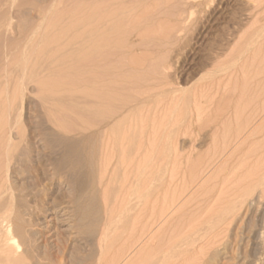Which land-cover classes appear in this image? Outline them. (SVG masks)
<instances>
[{
	"label": "rangeland",
	"instance_id": "obj_1",
	"mask_svg": "<svg viewBox=\"0 0 264 264\" xmlns=\"http://www.w3.org/2000/svg\"><path fill=\"white\" fill-rule=\"evenodd\" d=\"M114 1L117 2L116 0H107L108 4H106V0H102V2L101 0H0V14H3L1 15L3 17H0V247H2L4 238L9 235L6 230L7 227L10 226L12 229L11 234L20 245V252L25 256V264H137L135 261L139 259L138 257H141L139 260L143 259L142 257H146L145 260L143 259L144 261L147 260L146 263H143V260H141V262L143 261L142 263L138 261L140 264H264V110L262 109L264 108L262 106L264 102L261 100L264 99V93L262 92L264 90V62H262L264 61L262 60V57L264 59V29L261 30L264 28V26H262L264 25V2L259 4L260 1L264 0H250V2L248 0H215L208 12L209 15L207 16V21L204 23L203 27L199 29V31H195L200 25L197 23V18L200 16L199 12L204 10L203 5H205L206 0H200V6L198 4L192 10L194 13L192 15L195 18L192 15H189V12L191 11L190 5L186 4V2L183 0H179L180 3L177 0H150L152 3L148 0H145L146 2L143 0H125L126 3L125 1L121 0L124 3L121 4H123V6L125 5L126 9L131 7L130 5L134 4V2L136 3L135 8L131 7V9H127L128 11H131L130 16L132 17V26H129L133 27V32L130 31L131 28H129V26L128 30L125 25L124 26L126 28H124L125 30L123 29V32H129H124L125 36H123L122 39L125 38L126 40L128 37L129 40L127 39L125 41L121 39V43L116 41V46L113 45L115 43L112 44L115 47L113 48L111 43H109L110 40L105 42L103 39L102 41H104V44L108 43L107 45L109 48H106L103 45V42L101 43V39H99L100 42L97 44L94 35H91L92 38H90L89 41L94 39V41H92H96V45L98 46H96L93 42H89L88 45V41L83 39L84 32H82L83 27L81 25V18H84L85 10L88 13L90 11L91 13H94L96 6L93 5V3L96 5L99 4L97 6L105 4L106 6L108 5L110 7H116L113 6ZM119 1L120 0H118V2ZM169 1L173 3H170ZM254 1H256V3ZM89 4L92 5L90 6ZM121 4L119 6H122ZM126 4H128L129 7ZM179 4L180 6H176ZM85 5L88 6L86 7ZM143 5L145 7H143ZM123 6L121 8H125ZM148 7H151L152 10ZM144 8L145 12L143 11ZM161 8L164 10L162 11ZM61 9L66 11V13H63ZM158 9H161V11H158L159 14L157 12ZM53 11H56L57 13H54ZM181 11H183L184 14ZM4 12H6V15ZM185 12H187V14H185ZM82 13L84 15H81ZM91 13H89V15L93 16L94 14ZM144 13L146 15H144ZM167 14L168 17L166 16ZM125 15L126 13L124 12L122 17ZM4 16L7 17H5L3 20ZM74 16L80 17L77 19V17ZM156 16L159 18V20H157ZM251 16L254 18L256 17L258 21H255L256 19L254 20V18L252 19ZM8 17L10 19H8ZM147 17L150 18L148 19ZM165 17L168 19L166 20ZM45 18H48L46 19L48 21H46ZM55 19L58 20L55 21ZM179 19H181V21ZM135 20L137 22L139 21L140 23H135ZM50 21H54V23H51ZM66 21L68 22L66 23ZM166 21H168V24ZM91 22L94 23L93 21ZM182 22H185L186 25L184 26V24H181ZM234 22L236 23V26ZM258 22L262 24H258ZM254 24H257V26ZM37 25H40L39 27H42V29ZM155 25H158L157 27H159V29L155 28ZM181 25L182 27H180ZM258 25H260V27ZM179 27L183 29L179 33L180 35L177 34L179 37L174 35L176 33H172L175 38L171 37V35L168 38H166V36L164 37V35L170 33L171 31L176 32L175 30L179 29ZM192 27H196V29H193ZM138 28H142L143 32L139 29L141 31L140 32ZM248 28L250 29L249 31ZM191 29H193L195 32ZM252 29L254 30L253 34L256 33L255 35L252 34V38L256 36V39L259 40L258 43L256 40H254L255 37L254 39L251 38L250 41L249 32L252 33ZM256 29L258 32H262L260 34L263 37H260L263 39H259V33L255 32ZM158 30H162V32H159ZM235 30L237 33H235ZM184 31L186 32L184 33ZM30 32H33V34ZM154 32L157 34L156 36H153V34L155 35ZM158 32L160 33V38L158 37ZM190 32L192 33L189 34ZM138 34L140 36H138ZM144 34H147L148 36ZM183 34L185 36H183ZM231 36H233V39H231ZM162 37L165 40L162 39ZM182 37H186L188 39H184ZM108 39H110L109 36ZM167 39L168 41H166ZM134 40H136V44H133ZM173 40L178 43L181 42V44H178ZM156 41L158 43H156ZM253 41H255L257 44L253 43ZM117 42L118 45L122 44L119 49H117V47H119ZM248 42L253 44H251L252 47L250 46L251 49L248 48V51L246 50L244 55L241 56L244 58H236V61L233 60V56L236 57L238 54H236V52H239V49H237L236 46L239 45L241 49L242 46H247ZM99 43L104 46L102 51L98 49L99 52L101 51L100 55H103L100 57L98 56V52L96 50L99 48V46L100 49L102 48ZM188 43L190 45H187ZM167 44H170V47L168 46L167 48L166 46L165 49H167L165 50L164 46ZM222 44L225 46L223 47ZM110 46H112L113 53L116 52L114 50H117V55L114 53L113 57L110 56L109 52H107L111 51L109 50L111 49ZM123 46L125 49H122ZM174 46L179 47L181 50L184 46L185 48L184 50L180 51L179 48H174ZM104 49H107L104 51L105 53L103 52ZM236 49L238 51H235ZM255 49H257L256 52ZM260 50L262 53H260ZM233 51H235V53ZM145 52H148V55ZM254 52L256 58L253 56ZM119 53H123V55H119ZM85 55H88V57ZM158 55L160 57H158ZM104 56L108 57L106 58ZM150 56H153L152 58L154 59H150ZM257 56L260 58V61L258 60ZM156 57L159 59L162 58V60L157 59L159 60V63L165 61L166 59L167 62L169 61L171 63H173L174 60L176 66L179 63L182 64L184 62V67H178V69L175 71L176 74H172L174 75L171 76L172 83H170V87H166L170 92L163 94V97H161V103L162 101L164 102L162 107H160V103H157L150 104V109H148L147 104H145L141 105V107L138 105L139 107L136 106V108L132 110V112H134L132 113L133 116L136 114L134 116L135 120H139L140 117L138 118V115L139 112L141 113L142 111V114H140L141 119L139 121L142 122L145 118H147L144 121L145 123L147 122L146 124L143 122V124H139V122L136 120L138 123H132V125H137V128H139L140 125L143 127V129H145L144 126H149L150 128H146L149 129V131H147H153L154 133L150 134L146 132V129L144 130L146 134L144 133L143 140H149V143L151 142V144L148 142L147 144L144 141L145 143L143 144L142 148L149 152L150 157L148 156L147 158V156L143 155L141 157L138 155L139 158L137 159V156H132L134 157V160L131 161L130 159L133 158L128 157L126 154H123L125 155L124 157L119 152V154H112L114 157L112 155H108V159L106 158L108 156L104 158L102 156L100 139L101 129L97 128V120L94 119L96 117L95 114H93L94 103L92 96H94V91L96 92V90H102L105 94H108L110 89L112 91L110 93L113 94L114 89L116 88V90H121L119 92L120 94L122 92V95H119L118 98H122L123 96L125 99L128 96L127 99L130 98L134 100L132 94L130 95L131 92L128 90V88H131L130 86H132L133 81L137 82L139 79V82H142L141 80H143L146 75L157 71L159 67H156L159 65L154 64ZM164 57L167 58L165 59ZM252 57L254 58V61ZM135 58L139 59V62L142 60V58H145L146 60L148 59L149 63H147L148 61L145 60L146 65H152L151 67L154 65L157 66L153 67V69L150 68V66L149 69L146 67L147 70H144V68L142 70L138 69L139 71L136 73L134 70L128 67L130 65L127 64L130 63V60L131 62H135ZM176 59L178 60L177 62H179L178 64L175 61ZM150 60L153 61V63H150ZM237 60L239 62L240 60H246V63L240 62V65ZM247 60H251V62H248ZM117 61H119V63ZM233 61L235 63L234 66L236 65L237 67L233 66ZM93 62L94 64H92ZM106 62L108 65H105ZM215 62H219L217 65H220L221 62H224L228 64V66H226V70L224 69L225 71L223 69V71L219 70V73L215 69V71L212 69V65H214ZM89 64L92 67H90ZM109 64L110 66L113 65L111 67L115 68V70L110 68ZM100 65L102 66L100 67ZM256 67L259 68L262 73H260V70ZM128 68H130L131 71L128 70ZM154 68L156 70H154ZM239 68L241 69L242 74L238 73L240 71H236ZM150 69L154 71H150ZM244 70H247L246 74L243 73L245 72ZM147 71L148 73H146ZM114 72L116 73L114 74ZM216 72L218 74H216ZM253 73L255 74L254 76L256 79L252 77ZM98 74L100 75L98 76ZM109 75L111 76V80L108 79L110 78ZM112 75H116V78H113L114 76ZM221 76L223 78H221ZM241 76L245 78V80L250 84L245 80H242L243 78L241 79L242 82L241 80H238ZM228 78L230 79V82H228ZM235 78L237 79L235 80ZM113 79L116 80V84L114 83L115 80ZM173 79L176 81L173 82ZM95 80L99 82L98 86L100 88L96 87L97 84ZM217 80L219 86L217 85ZM87 81L88 84H86ZM101 81L103 84L106 82L108 84L106 83L103 85L100 83ZM257 81L262 85L255 83ZM232 82L236 85V87ZM113 83L114 85H118V88H114ZM206 83H209V85L207 86ZM247 83L248 86H250L252 83L254 87L251 86V88H249ZM100 84H102L101 86L104 87L102 88ZM212 84L213 86H211ZM238 84H240V86ZM87 86H89V90H87ZM108 86H110V88ZM214 86L217 92L215 91ZM207 87H210L208 88L210 89L209 91ZM174 88L180 91H174ZM182 89H184L183 91H186L184 94ZM250 89L252 92H250ZM254 89H257L258 91L256 90L255 92ZM235 90L236 92L233 93ZM244 90L247 94L244 92ZM89 91L91 95H89ZM126 91L129 93L125 94ZM173 91L175 92L174 95L171 93ZM229 91H231L233 94H231ZM237 91L241 92V94H238ZM192 92L194 95L197 94V100L194 103H197L196 109L200 110L201 112L197 110L194 111L193 108H191L192 106L190 107V105H192V101H195V96L192 98ZM115 93L117 95L113 94V96H118V91ZM228 93L230 94L229 96ZM251 93H253L252 95L254 97L251 95ZM180 94L184 95L182 96V99L183 97H188V94H191L189 96V98L192 99L190 101L191 104L190 102L188 103L190 100L189 98L188 101L187 98H184L185 100L183 101L179 97L181 96ZM86 95L91 96L90 98L92 99H88L89 97L86 98ZM172 95L174 97H172ZM231 95L235 98H233ZM133 96H135V94ZM225 96L227 98H225ZM174 98H176V101H180V103H182L180 106V103L178 102V107H182L180 110L178 107H176L178 108L176 110L173 107L175 106L173 103H177L175 102ZM177 98L181 99L183 102ZM248 98L253 99L254 101ZM130 99L129 101H131ZM85 100L91 103L87 104L88 102H86L85 104ZM167 100H169L170 105L167 104ZM185 101H187L186 104L184 103ZM197 101H199V103ZM154 105L157 108H161V110L156 109ZM184 105L188 107L191 112L189 110H185L186 107H184V109ZM194 105L193 107L195 108ZM143 106H145L144 109ZM236 106L240 110L236 108ZM151 107L154 109L151 111L152 113L154 112L153 117L151 116L152 113L150 112V110H152ZM146 108L148 109L149 113L147 114L148 117L144 118L146 112H148ZM166 108H168V111ZM172 108H174L173 111ZM216 108L219 110L221 109V111L216 110ZM231 108H234V110L231 111ZM135 109H137V111H135ZM145 109L146 112H144ZM222 110L224 111L222 112ZM242 110L243 114H241ZM171 111L175 115H172L173 113L171 114ZM196 111L197 113H195ZM167 112H170V114L168 115ZM220 112H222V114ZM199 113H203L200 114L202 115L201 117H198ZM223 113H225V115ZM248 113L249 115L251 113L252 116L247 115ZM154 114L156 117H154ZM218 114L221 116H218ZM237 114L240 115L238 116ZM189 115L190 117L188 118ZM242 115H244L245 118L242 117ZM195 116L196 118H194ZM237 116L238 120L236 118ZM177 117H179V119ZM251 117H253V119ZM170 118L171 120H169ZM243 119H246L248 122H245ZM196 120L198 121L197 123ZM227 120L228 122H226ZM170 121L173 122L171 123ZM232 121L233 123H231ZM200 122H203L204 124H201ZM160 123L161 125L167 124L166 131L169 130V132H166L165 126H161ZM155 124L158 126H155ZM172 124L175 126H172ZM208 124L210 126H208ZM168 125H171V127ZM158 127H161L162 129L164 128V131L161 132L162 129H159ZM195 127H197V130ZM228 127L229 129H227ZM234 127L237 129V135L233 129ZM200 128H202V130ZM219 130L222 131V134L221 131L219 133ZM238 130H240V132H238ZM254 130H257L258 132L260 131L259 133L262 137L257 135L259 133ZM155 131H157V133ZM171 131H174V133L172 134ZM197 131L199 133H197ZM226 132L228 133L227 135ZM251 132H253V135H249ZM168 133L171 135L169 136ZM254 133L257 134L254 136ZM152 134L154 135V139L155 134L158 137H156L155 141H151L153 139ZM137 135L138 134H134L132 136V138L134 137L132 139L134 141V147L137 145V141L140 138L139 135L136 137ZM177 135L179 136L177 137ZM222 135H224V137H222ZM234 135H236V137H234ZM246 135L247 139H249L248 137L251 136L249 139L250 142L249 140H245ZM168 136L171 138V141L169 140V142L171 143L174 141V143L170 144L167 142V139H170L167 138ZM258 136L261 139H259ZM146 137H149V139H146ZM212 137L215 139H212ZM223 138H227L228 140L230 139V142ZM211 139L216 141L213 142ZM234 139L235 141H233ZM242 140L245 141L243 142ZM240 142L242 143L241 146H239L241 144ZM152 145L155 146L153 147ZM175 145H177V147H174ZM214 145L215 147L218 145L217 147L219 149L221 148L220 150L222 152L217 149L218 152H220L216 153L217 151L213 149L215 148ZM148 146L149 149L153 147L154 152L157 150V153H159L158 149L160 151V148H164L166 152L164 149H161L164 154H162V151H160V154L153 153V150L148 151ZM4 147L7 149L5 150ZM145 147H147V149ZM225 147L227 148L225 149ZM173 148L177 149L173 150ZM223 148L225 149V152ZM240 148L242 150H240ZM212 149L215 151V154ZM247 150L249 151L247 152ZM4 151H6L5 157ZM147 152L146 155H148ZM152 154H155V156ZM121 155L122 158L120 160L118 157H121ZM173 155H175L176 158H174ZM127 158L132 163L131 164L129 162L130 168H127V161H122L127 160ZM201 160L203 161L201 162ZM203 163L206 164L204 165ZM195 165L197 166V169L193 168ZM142 166L144 173L143 175L142 173L140 175L139 169L142 168ZM190 170L191 172H189ZM142 176L144 177V187L147 189V201L149 200V202H146L144 207L140 206L135 209V215L138 217L136 218L133 217L134 210L132 209V211L130 207L132 206V202L130 203L128 200L131 191L130 183L132 181L141 179ZM183 176L186 178H183ZM173 181L175 184L177 183V185H173ZM246 189H248V191ZM171 190L174 193H172ZM176 190H178L177 193ZM107 192L111 194H108ZM245 192L247 195H250L246 196ZM175 193L178 196H176L175 200H172L171 196ZM240 193L242 195L244 194L243 197ZM106 195L109 196V200L106 199V197L108 198ZM239 196L242 199H239ZM260 196L262 198H260ZM246 197H248L247 199L249 200H245ZM126 201H128V203L131 205L126 204ZM149 203L151 206L148 205ZM146 205L148 206L146 207ZM228 208H232V211L230 209V212L232 213H227V211H229L227 210ZM128 209L130 210L128 211ZM142 211H144L145 214L144 212L142 213ZM149 211L152 213V216H150L151 218H149L146 214L148 213V215H151ZM162 211H164L163 215H161ZM235 212H238V216H236ZM223 214L225 216H223ZM218 216L223 217L221 218ZM224 217L226 219H223ZM135 218L138 220L136 221ZM222 219L224 222L221 221ZM218 222L220 223L217 224ZM140 227L141 232L143 231L142 233H139ZM137 229H139V232H137ZM104 233H107L108 236ZM102 234L104 235L102 236ZM104 236L105 242H103ZM147 244L149 246H147ZM99 245H101V247ZM102 252H104L103 256ZM145 254H147V256H145Z\"/></svg>",
	"mask_w": 264,
	"mask_h": 264
},
{
	"label": "bare ground",
	"instance_id": "obj_2",
	"mask_svg": "<svg viewBox=\"0 0 264 264\" xmlns=\"http://www.w3.org/2000/svg\"><path fill=\"white\" fill-rule=\"evenodd\" d=\"M117 2H113V6H116V7H110V6H106L105 4H102V5H100V6H97V5H99V4H94L93 2V5H95L96 6V8H95V10H94V8H93V10H94V13L92 12L91 13V11L89 12V13H91V14H94L92 17L89 15V13L88 12H86V10H85V15L82 13L81 15H84V18L82 19L81 18V25H82V27H83V31L82 32H84V38L83 39H86L85 41H88L87 42V44L89 43V42H93L94 41V39H92L91 41H89V39L90 38H92L91 37V35H94V37H95V40L97 41V44H98V42H100L101 41V43L103 42V45L107 48H109V46L107 45L108 43H105L104 44V41L105 42H107V41H109V43H111V45L113 44V43H115V44H113V45H115L116 46V41H118L119 43H121L120 41H122V40H125V38L124 39H122L123 38V36H125V34H124V32H123V29L124 28H126L127 27V30H128V26L129 25H131L132 26V17L130 16V12L131 11H128L127 9H131V7H134L135 8V6H136V3L134 2V4H132V5H130L131 7H129V3H128V1H127V3L128 4H126V5H128V7L129 8H127L126 9V6L124 5L123 6V2L120 0L119 2H118V0H116ZM123 1H125V0H123ZM139 1V0H138ZM142 1V0H141ZM140 1V2H141ZM143 1H145V0H143ZM148 1H150V0H148ZM163 1V0H162ZM167 1V0H166ZM178 2H179V0H177ZM183 1H185L186 2V4H189L190 5V12H189V15H192V14H194L193 13V9H194V7L196 6V5H198L201 1L200 0H183ZM214 1L215 0H206L205 1V5H203V8H204V10H202L201 12H199L200 13V16H199V18H197V20H198V24H200L199 25V28L197 29V30H195V31H199V29L201 28V27H203V25H204V23L207 21V16L209 15L208 14V12H209V10H210V7L213 5V3H214ZM218 1V0H217ZM249 2H250V0H248ZM257 1H259V0H257ZM59 2V1H58ZM101 2H102V0H101ZM105 2V1H104ZM139 2V3H140ZM146 2V1H145ZM151 2V1H150ZM158 2V1H157ZM170 2V1H169ZM182 2V1H181ZM242 2V1H241ZM248 2V3H249ZM255 3H256V1H254ZM262 2H264V1H260L259 2V4L260 3H262ZM121 3H123V4H121ZM125 3H126V1H125ZM152 3V2H151ZM151 3H148V4H151ZM160 3V2H159ZM170 3H173V2H170ZM176 3V2H175ZM180 3V2H179ZM203 3V2H202ZM216 3H218V2H216ZM244 3V2H243ZM55 4V3H54ZM106 4H108L107 3V0H106ZM122 5L123 7H125V8H121L122 6H119V5ZM165 4V3H164ZM168 4V3H167ZM185 4V3H184ZM183 4V5H184ZM201 4V3H200ZM200 4H199V6H200ZM242 4V3H241ZM90 5V4H89ZM92 5V4H91ZM90 5V6H91ZM138 5V4H137ZM160 5V4H159ZM169 5V4H168ZM217 5V4H216ZM243 5V4H242ZM264 5V4H263ZM58 6H59V4H58ZM86 6V5H85ZM88 6V5H87ZM86 6V7H87ZM149 6V5H148ZM151 6V5H150ZM171 6V5H170ZM176 6H180V4L179 5H176ZM202 6V5H201ZM256 6V5H255ZM260 6V5H259ZM77 7H78V5H77ZM139 7V6H138ZM138 7H137V9H138ZM143 7H145L144 5H143ZM162 7V6H161ZM166 7H168V6H166ZM172 7H174V6H172ZM184 7H185V5H184ZM183 7V8H184ZM242 7V6H241ZM257 7H258V5H257ZM84 8V7H83ZM91 8V7H90ZM149 8V7H148ZM182 8V7H181ZM180 8V9H181ZM202 8V7H201ZM219 8V7H218ZM253 8H254V6H253ZM252 8V9H253ZM256 8V7H255ZM49 9V8H48ZM50 9H52V8H50ZM75 9V8H74ZM73 9V10H74ZM89 9V8H88ZM149 9H151V7L149 8ZM162 9V11L164 10L163 8H161ZM161 9H158L157 10V12L160 10L161 11ZM166 9V8H165ZM168 9V8H167ZM172 9V8H171ZM177 9V8H176ZM197 9V8H196ZM195 9V10H196ZM256 9H258V8H256ZM55 10V9H54ZM62 10V9H61ZM64 10H66V9H64ZM77 10V9H76ZM140 10V9H139ZM145 10V8L143 9V11ZM146 10H148V9H146ZM152 10V9H151ZM173 10V9H172ZM186 10H187V8H186ZM240 10H241V8H240ZM259 10V9H258ZM257 10V11H258ZM262 10V9H261ZM51 11V10H50ZM63 11V10H62ZM135 11H136V9H135ZM142 11V10H141ZM168 11V10H167ZM174 11V10H173ZM189 11V10H188ZM199 11V10H198ZM238 11V10H237ZM242 11V10H241ZM253 11H254V9H253ZM49 12V11H48ZM54 13H57L56 11H53ZM52 12V13H53ZM66 13V11H63V13ZM79 12V11H78ZM77 12V13H78ZM83 12V11H82ZM124 12L126 13V15L125 16H123L122 17V15H124ZM128 12H129V14H128ZM145 12V11H144ZM150 12V11H149ZM165 12V11H164ZM163 12V13H164ZM181 12H183V11H181ZM180 12V13H181ZM259 12V11H258ZM43 13V12H42ZM50 13V12H49ZM69 13V12H68ZM68 13H67V15H68ZM137 13V12H136ZM141 13V12H140ZM151 13V12H150ZM153 13H155V12H153ZM161 13V12H160ZM177 13H179V12H177ZM4 14L6 15V12H4ZM59 14V13H58ZM70 14V13H69ZM132 14V13H131ZM139 14V13H138ZM141 14H143V13H141ZM158 14H159V12H158ZM183 14H184V12H183ZM185 14H187V12H185ZM196 14V13H195ZM244 14V13H243ZM1 15H3V14H0V17H3V16H1ZM7 15H8V13H7ZM10 15V14H9ZM43 15H45V14H43ZM61 15H62V13H61ZM75 15V14H74ZM134 15V14H133ZM140 15V14H139ZM138 15V16H139ZM144 15H146L145 13H144ZM154 15V14H153ZM157 15V14H156ZM171 15V14H170ZM178 15V14H177ZM196 15H198V14H196ZM54 16H57V15H54ZM59 16V15H58ZM136 16V15H135ZM134 16V17H135ZM155 16V15H154ZM154 16H153V18H154ZM158 16V15H157ZM156 16V17H157ZM167 17H168V14L166 15ZM174 16V15H173ZM173 16H171V17H173ZM179 16V15H178ZM187 16V15H186ZM193 16V15H192ZM191 16V17H192ZM239 16V15H238ZM238 16H237V18H238ZM254 16V15H253ZM5 17H7V16H4V18H3V20L5 19ZM10 17V16H9ZM8 17V19H10ZM44 17V16H43ZM46 17V16H45ZM63 17H66V16H63ZM63 17H61V18H63ZM74 17H77V16H74ZM80 17V16H79ZM79 17H77V19L79 18ZM94 17V18H93ZM146 17V16H145ZM162 17V16H161ZM170 17V16H169ZM175 17V16H174ZM184 17V16H183ZM191 17H190V19H191ZM194 17V16H193ZM252 17V16H251ZM60 18V17H59ZM94 20H93V19ZM106 18H108V19H106ZM148 18V17H147ZM150 18V17H149ZM148 18V19H149ZM166 18V17H165ZM179 18V17H178ZM177 18V19H178ZM185 18V17H184ZM183 18V19H184ZM195 18V17H194ZM193 18V19H194ZM236 18V17H235ZM254 17H252V19H253ZM12 19V18H11ZM46 19H48V18H45V20ZM69 19V18H68ZM107 21H106V20ZM136 19V18H135ZM146 19V18H145ZM168 18H166V20H167ZM171 19H173V18H171ZM182 19V18H181ZM181 19H179L180 21H181ZM186 19H187V17H186ZM256 19V17L254 18V20ZM1 20V19H0ZM2 20V21H3ZM58 20V19H57ZM56 19H55V21H57ZM60 20V19H59ZM76 20V19H75ZM93 21L94 23H92L91 21ZM136 20H138V19H136ZM135 20V23L137 22ZM143 20V19H142ZM147 20V19H146ZM156 20V19H155ZM157 20H159V18L157 17ZM176 20V19H175ZM238 20V19H237ZM246 20V19H245ZM262 20V19H261ZM7 21H10V20H7ZM46 21H48V20H46ZM71 21V20H70ZM70 21H69V24H70ZM139 21H140V19H139ZM138 21V22H139ZM145 21V20H144ZM149 21V20H148ZM151 21V20H150ZM171 21V20H170ZM178 21V20H177ZM185 21V20H184ZM255 21H258L257 19L255 20ZM255 21H254V23H255ZM51 22V21H50ZM65 22V21H64ZM68 21H66V23H67ZM78 22V21H77ZM137 22V23H138ZM163 22V21H162ZM172 22H173V20H172ZM192 22V21H191ZM51 23H54V21H52ZM56 23V22H55ZM71 23H72V21H71ZM140 23V22H139ZM156 23V22H155ZM166 23L168 24V21H166ZM175 23H176V21H175ZM178 23H179V21H178ZM196 23V24H197ZM235 23V22H234ZM240 23V22H239ZM5 24V23H4ZM46 24V23H45ZM78 24V23H77ZM143 24H144V22H143ZM160 24H162V23H160ZM172 24V23H171ZM181 24H184V26L186 25L185 24V22L183 23H181ZM258 24H262V23H259L258 22ZM44 25V24H43ZM46 25H48V24H46ZM52 25H55V24H52ZM51 25V26H52ZM58 25V24H57ZM62 25V24H61ZM126 27H125V26ZM163 25H165V24H163ZM162 25V26H163ZM170 25V24H169ZM177 25H179V24H177ZM193 25H194V23H193ZM237 25H238V23H237ZM248 25V24H247ZM251 25H252V23H251ZM255 26H257V24H254ZM38 26V25H37ZM40 26V25H39ZM38 26V27H39ZM63 26V25H62ZM77 26V25H76ZM75 26V27H76ZM93 27V29H92V27ZM131 26H129V28H131V30L130 31H132L133 32V27H131ZM137 26V25H136ZM142 26V25H141ZM140 26V27H141ZM145 26V25H144ZM156 26V25H155ZM158 26V25H157ZM155 27V28H158L159 29V27ZM171 26V25H170ZM169 26V27H170ZM173 26V25H172ZM183 26V27H184ZM198 26V25H197ZM196 26V27H197ZM235 26H236V23H235ZM255 26H254V28H255ZM259 27H260V25H258ZM262 26H264V25H262ZM7 27V26H6ZM10 27V26H9ZM19 27V26H18ZM33 27V26H32ZM44 27V26H43ZM55 27V26H54ZM71 27V26H70ZM75 27H73V28H75ZM91 27V28H90ZM138 27V26H137ZM164 27V26H163ZM180 27H182V25L180 26ZM179 27V29H177V30H175L176 32H170V33H167L166 35H164V37L166 36V38H168V37H170V35H171V37H174V35L175 36H178L177 34H179L183 29L182 28H180ZM187 27H188V25H187ZM196 27L195 28H193V29H196ZM5 28V27H4ZM36 28V27H35ZM34 28V29H35ZM39 28H41L42 29V27H39ZM61 28V27H60ZM66 28V27H65ZM72 28V27H71ZM144 28V27H143ZM146 28V27H145ZM150 28V27H149ZM151 28H154V27H151ZM160 28H162V27H160ZM166 28H168V27H166ZM189 28V27H188ZM236 28V27H235ZM249 28H250V25H249ZM248 28V31L250 30ZM48 29H49V27H48ZM51 29V28H50ZM59 29V28H58ZM142 30V28H138V30ZM164 29V28H163ZM169 29H171V28H169ZM174 29V28H173ZM193 29H191V30H193ZM237 29H238V26H237ZM257 29H258V27H257ZM256 29V31L255 32H258V30ZM261 29V28H260ZM259 29V30H260ZM264 28H262L261 30H263ZM55 30V29H54ZM125 30V29H124ZM139 30V31H140ZM152 30V29H151ZM155 30V29H154ZM157 30V29H156ZM172 30V29H171ZM184 30H185V28H184ZM186 30H187V28H186ZM189 30V29H188ZM253 30V29H252ZM260 30V31H261ZM37 31V30H36ZM46 31H47V29H46ZM159 32L161 31L162 32V30H158ZM190 31V30H189ZM188 31V32H189ZM194 31V30H193ZM194 31V32H195ZM202 31V30H201ZM40 32V31H39ZM43 32V31H42ZM57 32V31H56ZM76 32V31H75ZM126 32H129V31H126ZM125 32V33H126ZM132 32H130V33H132ZM141 32V31H140ZM142 32H143V30H142ZM158 32V37H159V33ZM169 32V31H168ZM186 31H184V33H185ZM241 32H243V31H241ZM31 33V32H30ZM37 33V32H36ZM79 33V32H78ZM150 33H151V31H150ZM149 33V34H150ZM155 33V32H154ZM174 33H176V34H173ZM192 32H190L189 34H191ZM199 33V32H198ZM231 33V32H230ZM235 33H237V31L235 30ZM254 33V30L252 31V33L251 32H249V34H250V41H251V38H252V36L253 35H255V34H253ZM259 33V35H258V37H259V39L261 40V39H263L264 37L263 36H261V34L260 33H262V32H258ZM31 34H33V32L31 33ZM117 34V35H116ZM124 34V35H123ZM129 34V33H128ZM128 34H127V36H128ZM200 34V33H199ZM244 34V33H243ZM243 34H242V36H243ZM248 34V35H249ZM253 34V35H252ZM36 35V34H35ZM40 35V34H39ZM46 35V34H45ZM49 35V34H48ZM131 35V34H130ZM133 35V34H132ZM141 35H142V33H141ZM144 35H147V34H144ZM157 34L155 33V35L153 34V36H156ZM180 35V34H179ZM188 35V34H187ZM228 35H229V33H228ZM245 35V34H244ZM263 35V34H262ZM56 36V35H55ZM82 36V35H81ZM108 36H109V38L110 39H108ZM111 36V37H110ZM138 36H140L139 34H138ZM148 36V35H147ZM182 36V35H181ZM183 36H185L184 34H183ZM230 36V35H229ZM263 37V38H261V37ZM115 37V38H114ZM134 37V36H133ZM179 37V36H178ZM191 37V36H190ZM233 36H231V39H233L232 38ZM244 37V36H243ZM249 37V36H248ZM254 37H255V39H254ZM252 39H254V40H256V42L258 43L259 42V40L258 39H256V36H254ZM40 38V37H39ZM151 38V37H150ZM160 38V37H159ZM175 38V37H174ZM182 38H186V37H182ZM182 38H180L181 40H183ZM197 38V37H196ZM38 39V38H37ZM78 39V38H77ZM99 39H101L100 41H99ZM104 39V41H102ZM108 39V40H107ZM122 39V40H121ZM127 39H128V37H127ZM126 39V40H127ZM131 39V38H130ZM136 39V38H135ZM162 39H164L163 37H162ZM186 39H188V38H186ZM193 39V38H192ZM245 39H246V36H245ZM125 40V41H126ZM129 40V39H128ZM143 40V39H142ZM148 40V39H147ZM165 40V39H164ZM170 40H172V39H170ZM175 40V39H174ZM173 40V41H174ZM35 41V40H34ZM57 41V40H56ZM96 41L95 42H93L95 45H96ZM132 41V40H131ZM135 41L136 40H134V43L133 44H136L135 43ZM138 41H139V39H138ZM150 41H151V39H150ZM166 41H168V39L166 40ZM165 41V42H166ZM178 41V40H177ZM188 41V40H187ZM186 41V42H187ZM30 42V41H29ZM84 42V41H83ZM118 42H117V45H118ZM129 42V41H128ZM148 42V41H147ZM154 42V41H153ZM174 42H176V41H174ZM186 42H185V44H186ZM189 42V41H188ZM243 42V41H242ZM255 41H253V43H256ZM261 42H263V41H261ZM49 43V42H48ZM92 43V44H93ZM142 43V42H141ZM156 43H158L157 41H156ZM173 43V42H172ZM176 43H178V42H176ZM253 43H251V44H253ZM256 43V44H257ZM22 44V43H21ZM24 44V43H23ZM82 44V43H81ZM84 44V43H83ZM170 44H171V42H170ZM170 44H167V45H165L164 46V49H165V47L167 46V48H168V46L170 45ZM178 44H181V42L180 43H178ZM237 44V43H236ZM236 44H235V46H236ZM244 44V43H243ZM251 44H250V42H248L247 43V46H242L243 47V49H242V47H241V49H240V46H239V48H238V46H236L237 47V49H239V52H236V54H237V56L235 57V56H233V54L235 53V51H238L237 49L235 50V51H233L234 53L232 54V56H233V60H235L236 61V58L237 59H239V58H244V57H241L242 55H244V52L248 49V48H250V46H251ZM45 45V44H44ZM89 45V44H88ZM87 45V46H88ZM99 45H101V49H100V46H99V48H97V47H95V48H97L96 50H97V52H98V56L100 57V56H103V55H100V52L102 51V49L104 48V46L102 45V44H100L99 43ZM110 45V44H109ZM112 45V46H113ZM127 45V44H126ZM157 45V44H156ZM163 45V44H162ZM173 45V44H172ZM187 45H190L189 43L187 44ZM223 45V44H222ZM264 45V44H263ZM262 45V46H263ZM11 46V45H10ZM93 46V45H92ZM96 46H98V45H96ZM112 46H110V48L111 49H109V50H111V51H107V52H109V54H110V56H114V53L116 54V52H117V50H114V51H116V52H114L113 53V51H112ZM119 47H117V49H119L121 46H122V44L120 45H118ZM130 46V45H129ZM134 46V45H133ZM150 46V45H149ZM180 46V45H179ZM186 46V45H185ZM185 46L183 47V49L182 50H184V48H185ZM225 45H223V47H224ZM135 47V46H134ZM144 47V46H143ZM159 47V46H158ZM157 47V48H158ZM170 47V46H169ZM191 47V46H190ZM221 47V46H220ZM223 47H221V48H223ZM252 47V46H251ZM264 47V46H263ZM94 48V49H95ZM113 48H115L114 46H113ZM126 48H127V46H126ZM132 48V47H131ZM145 48V47H144ZM166 48V49H167ZM172 48V47H171ZM170 48V49H171ZM174 48H179V47H175L174 46ZM182 48V47H181ZM220 48V49H221ZM227 48V47H226ZM225 48V49H226ZM255 48V47H254ZM259 48V47H258ZM260 48H261V46H260ZM259 48V49H260ZM101 50L100 52H99V50ZM122 49H125L124 48V46H123V48ZM135 49V48H134ZM147 49V48H146ZM160 49H162V48H160ZM159 49V50H160ZM165 49V50H166ZM193 49V48H192ZM191 49V50H192ZM224 49V50H225ZM251 49V48H250ZM258 49V50H259ZM262 49V48H261ZM107 50V49H106ZM105 49L103 50V52L104 51H106ZM133 50V49H132ZM131 50V51H132ZM141 50V49H140ZM143 50H145V49H143ZM151 50V49H150ZM155 50H156V48H155ZM154 50V51H155ZM158 50V51H159ZM176 50V49H175ZM179 50L180 51H182L180 48H179ZM252 50H254V49H252ZM251 50V51H252ZM126 51V50H125ZM127 51H128V49H127ZM130 51V52H131ZM178 51V50H177ZM248 51V50H247ZM257 51V49H255V52ZM262 51H263V49H262ZM262 51L260 50V53H262ZM151 52V51H150ZM156 52V51H155ZM160 52V51H159ZM163 52V51H162ZM167 52V51H166ZM165 52V53H166ZM176 52V51H175ZM174 52V53H175ZM255 52H254V57L256 58V56H255ZM264 52V51H263ZM88 53V52H87ZM86 53V54H87ZM105 53V52H104ZM112 53V54H111ZM118 53V52H117ZM126 53H129V52H126ZM146 53V52H145ZM148 53V52H147ZM146 53V54H147ZM173 53V54H174ZM179 53V52H178ZM181 53V52H180ZM251 53V52H250ZM253 53V52H252ZM84 54V53H83ZM103 54V53H102ZM121 53H119V55H120ZM158 54H160V53H158ZM162 54V53H161ZM168 54V53H167ZM217 54V53H216ZM96 55H97V53H96ZM106 55V54H105ZM107 55H108V53H107ZM117 55V54H116ZM118 55V56H119ZM121 55H123V53L121 54ZM129 55V54H128ZM148 55V54H147ZM150 55H151V53H150ZM153 55H155V54H153ZM163 55V54H162ZM161 55V56H162ZM179 55H181V54H179ZM178 55V56H179ZM218 55V54H217ZM246 55V54H245ZM261 55V54H260ZM24 56H25V54H24ZM86 57H88V55H85ZM142 56V55H141ZM165 56V55H164ZM171 56V55H170ZM176 56V55H175ZM177 56V57H178ZM188 56V55H187ZM258 56H259V54H258ZM258 56H257V58H258ZM263 56V55H262ZM27 57H28V55H27ZM104 57H106V56H104ZM108 57V56H107ZM106 57V58H107ZM153 56H150V59H154V58H152ZM158 57H160L159 55H158ZM172 57H174V56H172ZM180 57V56H179ZM178 57V58H179ZM249 57V56H248ZM118 58V57H117ZM128 58V57H127ZM129 58H130V56H129ZM149 58V57H148ZM165 59L167 58V57H164ZM169 58H171V57H169ZM177 58V59H178ZM216 58V57H215ZM235 58V59H234ZM86 59V58H85ZM102 59V58H101ZM110 59V58H109ZM115 59V58H114ZM119 59V58H118ZM136 59V58H135ZM157 59H159V58H157L156 57V61H155V63L154 64H157V65H159V66H157V65H154L153 67H155V66H157L156 68H158L157 69V71H154V70H156L155 68H154V70H151L150 69V71H154L153 73H149L148 75H146L145 77H144V79L143 80H141L142 82H139V79L137 78V77H135V78H137L138 80H137V82H135V81H133V84H132V86H130L131 88L129 89L128 88V90H130V95L132 94V97L134 98V100L133 99H130L131 101H129V99H127V97L124 99L123 98V96H122V98L120 97V98H118L119 97V95H122V92H121V94L119 93L120 91H119V89L118 90H116V88L115 87H117L118 85H114V83L116 84L117 82H116V80L115 79H113V80H115V82L113 83V86H114V93L113 94H115V95H117L115 92L116 91H118V96H113V94L112 93H110V92H112L110 89H109V91L110 92H108V94H105L102 90H96V92L94 91V96H92L93 97V114H95V117L96 118H94V119H96L97 120V123H96V125L98 126L97 128H99V129H101V133H100V139H101V148H102V156L105 158L106 156H108V155H114L115 153H118L119 154V152L123 155V154H126L128 157H131V158H133V159H130L131 161H133L134 160V157H132V156H137V159L139 158L138 157V155H140L141 157L144 155V156H147V158H148V156H149V152H147V150H145V149H143L142 147H143V144L146 142H148L149 143V140L147 141H145V139L143 140V138H144V130L146 129V128H148V127H146V126H144L145 127V129H143V127L142 126H140L139 125V128H137L135 125H132V123H136L137 121L139 122V124L140 123H145L144 121L147 119V118H145V117H148V113H149V111H148V109H150V104H159L160 103V107H162V104H164V102L162 101V103H161V97H163V94H167V92H170L167 88L168 87H170L169 85H170V83H172L171 82V79H172V77L171 76H174V75H172L173 73H175V71L178 69V67H184V62L181 64V63H179V62H177L178 60L176 59L175 61L177 62V66H176V63L174 62V60H173V63H171V62H167L166 60V62L165 61H163V62H165V63H163V62H160L159 63V60L161 59L162 60V58H160L159 60H157ZM218 59V58H217ZM245 59H246V57H245ZM249 59V58H248ZM252 59H253V61H254V58L252 57ZM87 60V59H86ZM98 60V59H97ZM103 60H105V59H103ZM108 60V59H107ZM120 60V59H119ZM127 60V59H126ZM130 60V59H129ZM138 60V61H137ZM146 59L145 58H142V60H140V62H139V59H136V61L134 62V61H132L131 62V60H130V63H132V64H130V63H127L128 65H130V66H128V67H130L132 70H134V72H136V73H138V71L141 69H143L144 68V70H147V69H149V66H148V64L146 65V61H148V59L145 61ZM242 60V59H241ZM240 60V62H245L246 60H244V61H241ZM258 60L260 61V58H258ZM262 60H264L263 59V57H262ZM261 60V61H262ZM24 61V60H23ZM108 61H110V60H108ZM107 61V62H108ZM116 61V60H115ZM157 61H158V63H157ZM172 61V60H171ZM214 61H217V60H214ZM224 62H226L225 60H223ZM248 61V60H247ZM256 61H257V59H256ZM86 62V61H85ZM95 62V61H94ZM94 62L92 63V64H94ZM107 62H106V64L105 65H108L107 64ZM118 63H119V61H117ZM122 63H124L123 61H121ZM153 63V61H151L150 60V63ZM182 62V61H181ZM220 62V61H219ZM219 62H215V64H216V66H215V64L214 65H212L213 66V70L215 69L216 71H218L219 73H220V71L219 70H224L225 68H226V66H228V64H226V63H224V62H221V64L220 65H217ZM237 62L240 64V62L237 60ZM248 62H251V60H249ZM262 62H264V61H262ZM88 63H89V61H88ZM96 63V62H95ZM147 63H149V61L147 62ZM175 63V64H174ZM246 63V62H245ZM259 63V62H258ZM97 64H98V61H97ZM113 64V63H112ZM234 61H233V66H234ZM237 64V63H236ZM250 64V63H249ZM255 64V63H254ZM253 64V65H254ZM256 64H257V62H256ZM85 65V64H84ZM90 65V64H89ZM118 65H120V64H118ZM241 65V64H240ZM251 65V64H250ZM249 65V66H250ZM252 65V66H253ZM260 65V64H259ZM264 65V64H263ZM102 65H100V67H101ZM109 66H110V64H109ZM108 66V67H109ZM111 66H113V65H111ZM110 66V68H112ZM115 66V65H114ZM117 66V65H116ZM152 66V65H151ZM150 66V68H152L153 69V67H151ZM257 66V65H256ZM84 67V66H83ZM90 67H92L91 65H90ZM99 67V68H100ZM146 67H148L147 69H146ZM234 67H237L236 65L234 66ZM242 67H243V65H242ZM258 67V66H257ZM256 67V68H257ZM264 67V66H263ZM87 68V67H86ZM95 68V67H94ZM98 68V69H99ZM107 68V67H106ZM121 68V67H120ZM130 68H128V70H130L131 71V69ZM228 68V67H227ZM246 68H247V64H246ZM249 68V67H248ZM261 68V67H260ZM87 69H89V68H87ZM95 69H97V68H95ZM113 70H115V68H112ZM118 69V68H117ZM139 69V70H138ZM235 69V68H234ZM233 69V70H234ZM243 69V68H242ZM257 69H259V68H257ZM92 70V69H91ZM112 70V71H113ZM119 70V69H118ZM159 70V71H158ZM164 72H162V71ZM181 70V69H180ZM214 70V71H215ZM222 70V71H223ZM226 70V69H225ZM224 70V71H225ZM228 70V69H227ZM230 70H231V68H230ZM249 70V69H248ZM250 70H251V68H250ZM256 70V69H255ZM260 70V69H259ZM94 71V70H93ZM101 71V70H100ZM103 71V70H102ZM109 71H111V70H109ZM161 71V72H160ZM171 72V73H169V72ZM221 71V72H222ZM229 71V70H228ZM237 72L238 71H240V72H238L239 74H242L241 73V69L239 68V69H237L236 70ZM245 71V70H244ZM257 71V70H256ZM264 71V70H263ZM108 72V71H107ZM123 72V71H122ZM210 72H212V71H210ZM230 72V71H229ZM232 72V71H231ZM246 72H247V70L245 71V72H243V73H245L246 74ZM252 72V71H251ZM253 72H254V69H253ZM91 73V72H90ZM102 73H104V72H102ZM101 73V74H102ZM116 72H114V74H115ZM119 73V72H118ZM124 73V72H123ZM130 73V72H129ZM146 73H148V71L146 72ZM234 73V72H233ZM249 73H250V71H249ZM259 73V72H258ZM257 73V74H258ZM260 73H262L261 72V70H260ZM107 74V73H106ZM113 74V73H112ZM120 74V73H119ZM125 74V73H124ZM134 74V73H133ZM142 74H143V72H142ZM176 74V73H175ZM180 74V73H179ZM208 74H210V73H208ZM212 74V73H211ZM216 74H218L217 72H216ZM222 74V73H221ZM245 74H243V75H245ZM91 75V74H90ZM100 74H98V76H99ZM132 75V74H131ZM226 75V74H225ZM232 75V74H231ZM231 75H230V77H231ZM236 75V74H235ZM242 75V76H243ZM251 75V74H250ZM255 74L253 73V76L252 77H254V79H256L255 78V76H254ZM259 75V74H258ZM257 75V76H258ZM102 76H103V74H102ZM110 76V75H109ZM112 76H114V75H112ZM130 76V75H129ZM211 76V75H210ZM216 76V75H215ZM240 77V79H238V80H241L243 77ZM246 76V75H245ZM247 76L249 77V75L247 74ZM262 76V75H261ZM86 77V76H85ZM95 77H96V75H95ZM94 77V78H95ZM104 77V76H103ZM102 77V78H103ZM122 77V76H121ZM142 77V76H141ZM140 77V78H141ZM167 79H166V78ZM171 77V78H170ZM225 77V76H224ZM229 77V76H228ZM235 77V76H234ZM234 77H233V79H234ZM238 77V76H237ZM102 78H100V79H102ZM108 78V77H107ZM106 78V79H107ZM113 78H116V75L113 77ZM175 78V77H174ZM215 78V77H214ZM221 78H223L222 76H221ZM250 78H251V76H250ZM260 78V77H259ZM89 79V78H88ZM97 79V78H96ZM99 79V78H98ZM104 79V78H103ZM108 79H110L111 80V76H110V78H108ZM120 79V78H119ZM225 79V78H224ZM227 79V78H226ZM232 79V80H233ZM237 78H235V80H236ZM263 79V78H262ZM211 80H212V78H211ZM221 80V79H220ZM219 80V81H220ZM230 79L228 78V82H230L229 81ZM242 80H245V78H243ZM242 80H241V82H242ZM253 80V79H252ZM258 80V79H257ZM96 81V80H95ZM100 81V80H99ZM107 81V80H106ZM127 81V80H126ZM174 81H176V80H174L173 79V82ZM213 81H214V79H213ZM212 81V82H213ZM226 81V80H225ZM234 81V80H233ZM246 81V80H245ZM256 81V80H255ZM262 81V80H261ZM98 81H96V84H97V86H96V84H95V86L96 87H99L98 85H99V82L97 83ZM104 82V81H103ZM108 82H109V80H108ZM128 82V81H127ZM207 82H209V81H207ZM211 82V83H212ZM235 82V81H234ZM241 82H239V83H241ZM246 82H248V81H246ZM260 82V81H259ZM100 83H102V81L100 82ZM107 83V82H106ZM106 83H104V84H106ZM121 83V82H120ZM200 83V82H199ZM222 83V82H221ZM220 83V84H221ZM227 83V82H226ZM233 83V82H232ZM236 83V82H235ZM249 83V82H248ZM248 83H247V86H248ZM255 83H258V81L257 82H255ZM254 83V84H255ZM86 84H88V81L86 82ZM103 84V83H102ZM102 84H100V86L102 85ZM103 84V85H104ZM108 84V83H107ZM124 84V83H123ZM128 84V83H127ZM204 84H205V82H204ZM225 84V83H224ZM234 84V83H233ZM246 84V83H245ZM250 84V83H249ZM261 84V83H260ZM259 83H258V85H260ZM198 85V84H197ZM206 85L208 86L209 85V83H206ZM215 85V84H214ZM217 85H218V80H217ZM235 85V84H234ZM239 86H240V84H238ZM256 85V84H255ZM257 85V86H258ZM262 85V84H261ZM85 86V85H84ZM121 86V85H120ZM126 86V85H125ZM128 86V85H127ZM168 86V87H167ZM211 86H213V84L211 85ZM219 86V85H218ZM225 86V85H224ZM232 86V85H231ZM242 86V85H241ZM246 86V87H247ZM251 86L252 87H254V85H252V83H251V85L250 86H248L249 88H251ZM86 87V86H85ZM102 88L104 87V86H101ZM109 88H110V86H108ZM167 87V88H166ZM172 87V86H171ZM175 87V86H174ZM204 87H205V85H204ZM221 87V86H220ZM227 87V86H226ZM230 87V86H229ZM228 87V88H229ZM232 87H234V86H232ZM235 87H236V85H235ZM244 87V86H243ZM243 87H239V88H243ZM245 87V88H246ZM247 87V88H248ZM259 87H261V86H259ZM264 87V86H263ZM100 88V87H99ZM101 88V89H102ZM118 88V87H117ZM121 88H122V86H121ZM173 88V87H172ZM200 88V87H199ZM206 88V87H205ZM208 88H210V87H207V89ZM214 88H215V86H214ZM256 88H258V87H256ZM193 89H197V88H193ZM225 89V88H224ZM234 89H236V88H234ZM259 89V88H258ZM87 90H89V86H87ZM90 90H92V89H90ZM94 90V89H93ZM108 90V89H107ZM116 90V91H115ZM127 90V91H128ZM174 91H177L175 88L173 89ZM184 89H182V92H183V94H184V92H186V91H183ZM201 90V89H200ZM210 89H208V91H209ZM232 90V89H231ZM237 90H238V88H237ZM255 90V89H254ZM257 90V89H256ZM256 90H255V92H256ZM86 91V90H85ZM123 91H124V89H123ZM127 91L125 92V94H128L127 93ZM171 92V93H173V95H174V93L175 92ZM178 91H180V90H178ZM205 91V90H204ZM215 91H216V88H215ZM224 91V90H223ZM242 91V90H241ZM258 91V90H257ZM260 91H262V90H260ZM259 91V92H260ZM84 92V91H83ZM105 92H107V91H105ZM195 92V91H194ZM199 92V91H198ZM211 92V91H210ZM217 92V91H216ZM230 93H231V91H229ZM234 92H236V90L235 91H233V93ZM238 92V91H237ZM244 92H245V90H244ZM250 92H252L251 91V89H250ZM263 93H264V90L262 91ZM86 93V92H85ZM124 93V92H123ZM189 93H191V92H189ZM193 93V92H192ZM196 93H197V90H196ZM195 93V94H196ZM214 93V92H213ZM221 93H222V90H221ZM220 93V94H221ZM233 93H231V94H233ZM241 94V92H238V94ZM243 93V92H242ZM246 93V92H245ZM261 93V92H260ZM262 93V94H263ZM135 94V96H133ZM169 94V93H168ZM183 94H180L181 96H179L181 99H182V96H184ZM187 94V93H186ZM201 94H203V93H201ZM215 94V93H214ZM226 94V93H225ZM247 94V93H246ZM248 94H250V93H248ZM253 93H251V95H252ZM84 95V94H83ZM89 95H91L90 94V91H89ZM89 95H86L87 97L86 98H88V99H92V98H90L91 96H89ZM144 95V96H143ZM172 95V97H174ZM191 95V94H190ZM189 94H188V97H186L187 98V101H188V98H189V96H190ZM197 95V94H196ZM196 95H194V93L192 94V98L195 96V101H192V105H190L191 104V100L192 99H190L189 101H188V103L190 102V107L191 108H193V110L195 111V110H197L196 108H197V103H194V102H196V100H197V98H196ZM211 95V94H210ZM216 95V94H215ZM230 94L228 93V96H229ZM259 95V94H258ZM200 96V95H199ZM202 96H204V95H202ZM201 96V97H202ZM232 96V95H231ZM231 96H230V98H231ZM242 96V95H241ZM249 96V95H248ZM253 96V95H252ZM260 96V95H259ZM262 96V95H261ZM178 97V96H177ZM205 97H207V96H205ZM233 97V96H232ZM245 97V96H244ZM254 97V96H253ZM256 97H258V96H256ZM256 97H255V99H256ZM264 97V96H263ZM85 98V99H86ZM185 97H183V101L186 99H184ZM210 98H211V96H210ZM225 98H227L226 96H225ZM233 98H235V97H233ZM252 98V97H251ZM83 99V98H82ZM175 99V102H177V103H173V104H175V106H173L174 108H175V110L176 109H178L179 108V110L182 108H180V107H178V102L180 103V101H176V98H174ZM173 99V100H174ZM178 99V98H177ZM181 99H178V100H181ZM199 99V98H198ZM208 99V98H207ZM216 99V98H215ZM232 99V98H231ZM236 99H238V98H236ZM235 99V100H236ZM248 99H250V98H248ZM170 100V99H169ZM169 100H167L166 102H167V104H169ZM181 100V101H182ZM194 100V99H193ZM200 100V99H199ZM218 100V99H217ZM221 100V99H220ZM227 100V99H226ZM250 100H252V101H254L253 99H250ZM258 100V99H257ZM261 100H263V102H264V99H261ZM261 100H260V102H261ZM182 101V102H183ZM187 101H185L184 103L186 104L187 103ZM207 101V100H206ZM237 101V100H236ZM245 101L247 102V100L245 99ZM85 102V104H86V102H88L87 100H85L84 101ZM174 102V101H173ZM198 103H199V101H197ZM205 102V101H204ZM218 102H220V101H218ZM227 102V101H226ZM225 102V103H226ZM229 102V101H228ZM233 102H235V101H233ZM239 102H240V100H239ZM238 102V103H239ZM246 102H245V104H246ZM255 102H257V101H255ZM254 102V103H255ZM259 102V103H260ZM262 102V103H263ZM89 103H91V102H88L87 104H89ZM195 105H194V104ZM207 103V102H206ZM216 103V102H215ZM243 103H244V101H243ZM251 103V102H250ZM258 103V102H257ZM262 103H261V105H262ZM83 104V103H82ZM145 104H147V106H148V109H147V111L148 112H146V109L144 110V112H146V115L144 116V118H142V119H144L142 122H140L139 120L141 119V116H140V114H142V112L140 113L139 112V115H138V118H139V120H135V115L133 116V114L132 113H134V112H132V110L134 109V108H136V106H138V105H140V107H141V105H145ZM202 104V103H201ZM200 104V105H201ZM204 104V103H203ZM233 104V103H232ZM256 104V103H255ZM170 105V104H169ZM182 105V103H180V106ZM189 105H187V106H189ZM193 105L195 106V108L193 107ZM199 105V106H200ZM214 105H216V104H214ZM223 105V104H222ZM222 105H220V106H222ZM238 105V104H237ZM243 105V104H242ZM248 105V104H247ZM254 105V104H253ZM155 106V105H154ZM204 106V105H203ZM224 106H225V104H224ZM226 106H227V104H226ZM231 106H233V105H231ZM249 106H250V104H249ZM255 106V105H254ZM257 106V105H256ZM259 106H260V104H259ZM263 107H264V104L262 105ZM139 107V106H138ZM144 107L145 106H143V109H144ZM156 107V106H155ZM176 107H178V108H176ZM184 107H186L185 105L183 106V108ZM214 107V106H213ZM216 107V106H215ZM253 107V106H252ZM171 108V107H170ZM174 108H172V111H173V109ZM190 108V109H191ZM226 108H229V107H226ZM236 108H238L237 106H236ZM255 108H257V107H255ZM85 109V108H84ZM89 109V108H88ZM142 109V110H143ZM151 109H152V107H151ZM156 109H159V110H161V108H157L156 107ZM168 108H166V110H167ZM185 109V108H184ZM199 109H200V107H199ZM201 109H202V107H201ZM239 109V108H238ZM238 109H237V111H238ZM247 109V108H246ZM253 109H254V107H253ZM261 109V108H260ZM263 110H264V108H262ZM262 109H261V111H262ZM154 109H152V110H150V112L151 111H153ZM185 110H189L188 109V107H186V109ZM184 110V111H185ZM210 110V109H209ZM216 110H219V109H217L216 108ZM234 110V108L232 109L231 108V111H233ZM240 110V109H239ZM250 110V109H249ZM256 110V109H255ZM258 110H259V107H258ZM135 111H137V109H135ZM140 111V110H139ZM157 111V110H156ZM168 111V110H167ZM171 111V114L173 113ZM190 112H191V110H189ZM197 111H200V110H197ZM197 111L195 112V113H197ZM219 111H221V109L219 110ZM224 110H222V112H223ZM226 111V110H225ZM227 111H228V109H227ZM230 111V112H231ZM178 112H180V111H178ZM189 112V113H190ZM201 112V111H200ZM222 112H220L221 114H222ZM250 112H251V110H250ZM257 112V111H256ZM255 112V113H256ZM152 113V112H151ZM154 113V112H153ZM153 113H152V117H153ZM162 113V112H161ZM165 113V112H164ZM168 113V115L170 114V112H167ZM187 113V112H186ZM203 113H204V111H203ZM203 113H199V115L200 114H203ZM233 113V112H232ZM235 113V112H234ZM241 113V112H240ZM156 114V113H155ZM155 114H154V117H156L155 116ZM176 114H177V111H176ZM184 114V113H183ZM183 114H182V116H183ZM224 115H225V113H223ZM241 114H243V110H242V113ZM150 115V114H149ZM157 115V114H156ZM172 115H175L174 113L172 114ZM188 115V114H187ZM187 115H186V117H187ZM195 115H197V114H195ZM198 115V117H201L202 115H200L199 116ZM220 114H218V116H219ZM231 115V114H230ZM234 115V114H233ZM238 115V114H237ZM240 115V114H239ZM238 115V116H239ZM247 115H249V113L247 114ZM260 115V114H259ZM150 116V117H151ZM166 116V115H165ZM179 116V115H178ZM214 116V115H213ZM221 116V115H220ZM223 116V115H222ZM228 116V115H227ZM226 116V117H227ZM235 116V115H234ZM238 116L236 117L237 118V120H238ZM249 116H252L251 115V113H250V115ZM248 116V117H249ZM255 116V115H254ZM185 117V118H186ZM190 117V115L188 116V118ZM230 117V116H229ZM242 117H244V115H242ZM247 117V116H246ZM159 118V117H158ZM169 118V117H168ZM167 118V119H168ZM172 118H174V117H172ZM176 118V117H175ZM178 119H179V117H177ZM194 118H196V116L194 117ZM245 118V117H244ZM252 119H253V117H251ZM177 119V120H178ZM181 119V118H180ZM231 119H233V118H231ZM235 119V118H234ZM247 119V118H246ZM246 119H243V120H245V122H248V121H246ZM48 120V119H47ZM93 120V119H92ZM150 120V119H149ZM164 120V119H163ZM162 120V121H163ZM169 120H171V118L169 119ZM182 120V119H181ZM191 120H192V118H191ZM198 120V119H197ZM196 120V123L198 122ZM204 120V119H203ZM211 120V119H210ZM213 120V119H212ZM220 120H221V118H220ZM226 120V119H225ZM237 120H235V121H237ZM242 120V119H241ZM248 120V119H247ZM256 120V119H255ZM154 121V120H153ZM175 121V120H174ZM180 121V120H179ZM179 121H177V122H179ZM189 121H190V119H189ZM200 121V120H199ZM201 121H202V118H201ZM214 121V120H213ZM234 121V120H233ZM233 121L231 122V123H233ZM254 121V120H253ZM91 122H93V121H91ZM137 122V123H138ZM157 122V121H156ZM168 122V121H167ZM166 122V123H167ZM171 122V121H170ZM173 122V121H172ZM171 122V123H172ZM182 122V121H181ZM226 122H228V120L226 121ZM225 122V123H226ZM250 122V121H249ZM142 123V124H143ZM147 123V122H146ZM145 123V124H146ZM165 123V124H166ZM201 123V122H200ZM212 123V122H211ZM210 123V124H211ZM219 123H221V122H219ZM224 123V122H223ZM230 123V122H229ZM237 123V122H236ZM6 124V123H5ZM149 124V123H148ZM163 124V123H162ZM168 124H169V122H168ZM175 124V123H174ZM174 124H172V126L174 125ZM178 124H180V123H178ZM178 124H176V125H178ZM194 124V123H193ZM192 124V125H193ZM201 124H204L203 122L201 123ZM218 124V123H217ZM227 124V123H226ZM242 124V123H241ZM150 125V124H149ZM160 125H161V123H160ZM189 125V124H188ZM197 125V124H196ZM199 125V124H198ZM231 125V124H230ZM233 125H235V124H233ZM153 126V125H152ZM155 126H158V125H156L155 124ZM161 126H165V131H166V126H167V124L166 125H161ZM168 126H170L171 127V125H168ZM175 126V125H174ZM195 126V125H194ZM208 126H210L209 124H208ZM226 126V125H225ZM229 126V125H228ZM242 126V125H241ZM6 127V126H5ZM12 127V126H11ZM89 127H91V126H89ZM182 127V126H181ZM200 127V126H199ZM223 127V126H222ZM239 127V126H238ZM244 127H245V125H244ZM261 127H263V126H261ZM260 127V128H261ZM150 128V127H149ZM153 128V127H152ZM152 128H151V131H152ZM155 128V127H154ZM159 128V127H158ZM161 128V127H160ZM159 128V129H160ZM169 128V127H168ZM172 128H174V127H172ZM197 127H195V129H196ZM209 128V127H208ZM207 128V129H208ZM214 128V127H213ZM236 127H234L233 129H234V131H235V134H236V130L237 129H235ZM242 128V127H241ZM89 129V128H88ZM98 129V130H99ZM162 129V128H161ZM169 129H171V128H169ZM179 129V128H178ZM192 129V128H191ZM194 129V130H195ZM201 130H202V128H200ZM215 129H216V127H215ZM227 129H229V127L227 128ZM244 129V128H243ZM149 131V129H146V132H148ZM157 130V129H156ZM197 130V129H196ZM225 130V129H224ZM223 130V131H224ZM258 130V129H257ZM257 130H254V131H256V132H258ZM259 130H262V129H259ZM164 131V128L162 129V131L161 132H163ZM190 131V130H189ZM199 132H201L200 130H198ZM197 131V133H199ZM210 131V130H209ZM220 131L221 130H219V133H220ZM227 131V130H226ZM245 131V130H244ZM156 133H157V131H155ZM166 132H169V130L168 131H166ZM172 132V131H171ZM184 132V131H183ZM194 132V131H193ZM216 132V131H215ZM228 132V131H227ZM226 132V135L228 134ZM230 132V131H229ZM238 132H240V130H238ZM260 132V131H259ZM258 132V133H259ZM148 133H153V131L152 132H148ZM148 133H147V135H148ZM165 133V132H164ZM174 133V131L172 132V134ZM177 133H179V132H177ZM192 133V132H191ZM214 133V132H213ZM224 133V132H223ZM134 134H138L139 136H140V138H139V140L137 141V145L134 147V141L132 140L133 138H132V136L134 135ZM146 134V133H145ZM154 134V133H153ZM152 134V140L151 141H155L156 140V134H155V139H154V135ZM159 134H161V133H159ZM158 134V135H159ZM169 134V136L171 135L170 133H168ZM205 134V133H204ZM221 134H222V131H221ZM220 134V135H221ZM239 134V133H238ZM242 134H243V132H242ZM246 134V133H245ZM249 134V133H248ZM257 134V133H256ZM255 133H254V136L256 135ZM138 135L136 136V137H138ZM167 135V134H166ZM176 135V134H175ZM180 135V134H179ZM179 135H177V137L179 136ZM215 135V134H214ZM237 135V134H236ZM236 135H234V137H236ZM249 135H253V132H251ZM248 135V136H249ZM257 135H260V133L259 134H257ZM264 135V134H263ZM167 137V138H170V137ZM197 136V135H196ZM216 136V135H215ZM214 136V137H215ZM239 136V135H238ZM261 136V135H260ZM38 137V136H37ZM136 137H135V139H136ZM150 137V136H149ZM149 137H146V139H149ZM161 137V136H160ZM159 137V138H160ZM164 137V136H163ZM166 137V136H165ZM177 137H175V138H177ZM198 137V136H197ZM222 137H224V135H222ZM250 137L251 136H249L248 138L250 139ZM253 137V136H252ZM259 137V136H258ZM262 137V136H261ZM158 138V137H157ZM216 138V137H215ZM215 138H213L212 137V139H215ZM228 138V137H227ZM227 138H223V139H227ZM243 138V137H242ZM264 138V137H263ZM36 139V138H35ZM39 139V138H38ZM134 139V140H135ZM138 139V138H137ZM202 139V138H201ZM211 139V140H212ZM249 139H247V135H246V137H245V140H249ZM253 139V138H252ZM251 139V140H252ZM259 139H261L260 137H259ZM165 140H166V138H165ZM168 141L167 142H169V140L171 141V138L170 139H167ZM173 140V139H172ZM176 140V139H175ZM193 140V139H192ZM219 140V139H218ZM221 140V139H220ZM228 140V139H227ZM230 140V139H229ZM228 140V141H229ZM232 140V139H231ZM245 140H242L243 142L245 141ZM145 141V142H144ZM194 141V140H193ZM213 141V140H212ZM214 141H216V140H214ZM213 141V142H214ZM226 141V140H225ZM233 141H235V139L233 140ZM232 141V142H233ZM241 141V142H242ZM159 142H160V140H159ZM212 142V143H213ZM218 142V141H217ZM223 142V141H222ZM230 142V141H229ZM240 142V143H241ZM249 142H250V140H249ZM259 142V141H258ZM262 142V141H261ZM264 142V141H263ZM262 142V143H263ZM147 143V144H148ZM157 143V142H156ZM161 143H163V142H161ZM170 143V142H169ZM171 143H174V141L173 142H171ZM170 143V144H171ZM211 143V144H212ZM228 143V142H227ZM261 143V144H262ZM149 144H151V142L149 143ZM154 144V143H153ZM160 144V143H159ZM219 144V143H218ZM223 144V143H222ZM222 144H221V146H222ZM244 144H246V143H244ZM225 145V144H224ZM227 145V144H226ZM229 145V144H228ZM242 145V143L239 145V146H241ZM248 145H249V143H248ZM145 146V145H144ZM147 146V145H146ZM153 147L155 146V145H152ZM218 146V145H217ZM215 147V145H214V147L215 148H213L214 150H216L217 152L216 153H219L221 150V148L219 149L218 147ZM151 147V146H150ZM151 148V149H149V146H148V151H152L153 150V153H157V148L155 149L156 151L154 152V148ZM160 147H163V146H160ZM174 147H177V145H175ZM211 147H212V145H211ZM224 147V146H223ZM247 147V146H246ZM5 148V147H4ZM146 149H147V147H145ZM227 147H225V149H226ZM242 148V147H241ZM240 148V150H242ZM248 148V147H247ZM7 148H5V150H6ZM164 149V148H160V151H162V150ZM176 150L177 148H173V150ZM212 149V150H213ZM217 149H219L220 151L218 152V150ZM224 149V148H223ZM225 149H224V152H225ZM254 149V148H253ZM211 150V152L213 153V151ZM160 151H159V149H158V152L159 153H157V154H160ZM164 151L166 152V150L164 149ZM244 151V150H243ZM242 151V152H243ZM249 150H247V152H248ZM5 153H4V157H5V154H6V151H4ZM146 152H147V154L148 155H146ZM222 152V151H221ZM99 153V152H98ZM111 153V154H110ZM150 153H152V152H150ZM241 153V152H240ZM162 154H164V152L162 151ZM214 154H215V151H214ZM221 154V153H220ZM223 154V153H222ZM248 154V153H247ZM246 154V155H247ZM36 155V154H35ZM112 155V156H113ZM122 155H121V157H118L120 160H121V158H122ZM152 155H154L155 156V154H152ZM178 155V154H177ZM217 155V154H216ZM124 157H125V155H123ZM157 156V155H156ZM163 156V155H162ZM167 156V155H166ZM245 156V155H244ZM3 157V156H2ZM102 157V158H103ZM114 157V156H113ZM123 157V158H124ZM150 157V156H149ZM173 157L174 158H176L175 157V155H173ZM215 157V156H214ZM218 157V156H217ZM219 157H220V155H219ZM103 158V159H104ZM107 159L109 158V156L108 157H106ZM205 158V157H204ZM142 159H144V158H142ZM3 160V159H2ZM39 160V159H38ZM37 160V161H38ZM145 160V159H144ZM206 160V159H205ZM207 160H208V158H207ZM40 161V160H39ZM122 161H127L128 163H126L127 165H128V167H127V165H126V167L127 168H130V164H129V160H128V158H127V160H122ZM143 161V160H142ZM203 160H201V162H202ZM209 161H210V159H209ZM208 161V162H209ZM206 162V161H205ZM207 162V163H208ZM131 163V162H130ZM141 163V162H140ZM142 163H145V162H142ZM132 164V163H131ZM204 164V163H203ZM206 164V163H205ZM204 164V165H205ZM123 165V164H122ZM139 165V164H138ZM137 165V166H138ZM142 165V164H141ZM192 165V164H191ZM124 166V165H123ZM140 166V165H139ZM138 166V167H139ZM143 166H144V164H143ZM143 166H142V168H140L139 169V174L141 175V173H142V175H143V173H144V171H143ZM200 166H201V164H200ZM203 166V165H202ZM207 166V165H206ZM50 167V166H49ZM126 167H124V168H126ZM137 167V168H138ZM197 166L195 165V167H193V168H195V169H197L196 168ZM43 168V167H42ZM48 168V167H47ZM199 168V167H198ZM189 169V168H188ZM191 169V168H190ZM200 169V168H199ZM45 170V169H44ZM138 170V169H137ZM47 171V170H46ZM192 171H195V170H192ZM189 172H191V170L189 171ZM192 174H193V172H192ZM51 175V174H50ZM183 178H186V177H184L183 176ZM172 181V180H171ZM174 182V181H173ZM145 183V181H144V177L142 176L141 177V179H139V180H137V181H132L130 184H131V191H130V197L128 198V200H129V202L131 203L132 202V206H130L131 207V210L133 209L134 210V214H133V217H136V213H135V209L136 208H138V207H140V206H145V204H146V202H149V200L147 201V196H148V192H147V189H145L146 187H144V184ZM171 183V182H170ZM173 185H177V183L175 184V182H174V184ZM59 187V186H58ZM176 187V186H175ZM106 189V188H105ZM175 189H177V188H175ZM175 189H173V190H175ZM245 190V189H244ZM247 191H248V189H246ZM107 191V190H106ZM112 191V190H111ZM177 191L178 190H176V193H177ZM171 192H172V190H171ZM243 192V191H242ZM241 192V193H242ZM250 192V191H249ZM108 193V192H107ZM129 193V192H128ZM172 193H174V192H172ZM175 193V194H176ZM240 193V194H241ZM246 193V192H245ZM108 194H111V193H108ZM175 194H173L171 197V199L172 200H175L176 199V196H178L177 194L175 195ZM252 194V193H251ZM151 195H152V192H151ZM237 195V194H236ZM242 195V194H241ZM240 195V196H241ZM244 195V194H243ZM243 195H242V197H243ZM246 196H249V195H247V193L245 194ZM106 196H108V195H106ZM157 196V195H156ZM240 196H239V199H242V198H240ZM252 196V195H251ZM168 197V196H167ZM181 197V196H180ZM180 197H178V198H180ZM149 198V197H148ZM235 198V197H234ZM248 197H246V199L245 200H249V199H247ZM260 198H262L261 196H260ZM106 199H108L109 200V196H108V198L106 197ZM122 199V198H121ZM237 199V198H236ZM236 199H235V201H236ZM123 200V199H122ZM244 200V201H245ZM155 201V200H154ZM167 201V200H166ZM127 203L126 204H130V203H128V201H126ZM107 203V202H106ZM236 203V202H235ZM235 203H233V204H235ZM245 203V202H244ZM243 203V204H244ZM230 204V203H229ZM54 205V204H53ZM131 205V204H130ZM148 205H150V203L148 204ZM148 205H146V207L148 206ZM49 206V205H48ZM129 206V205H128ZM151 206V205H150ZM231 206V205H230ZM230 206H228V207H230ZM104 207H105V205H104ZM143 207H142V209H143ZM145 207V208H146ZM153 207V206H152ZM106 208V207H105ZM227 208V207H226ZM238 208V207H237ZM63 209V208H62ZM231 209V211H232V208H230ZM230 209L228 208L227 210H229V211H227V213L228 214H230V213H232V212H230ZM239 209V208H238ZM47 210V209H46ZM57 210V209H56ZM107 210V209H106ZM130 209H128V211H129ZM132 210V211H133ZM144 210V209H143ZM61 211V210H60ZM223 211H225V210H223ZM236 211V210H235ZM241 211V210H240ZM144 211H142V213H143ZM147 212H148V210H147ZM222 212V211H221ZM63 213V212H62ZM66 213V212H65ZM149 213H150V211H149ZM163 213H164V211H162L161 212V215H163ZM223 213V212H222ZM236 213V212H235ZM234 213V214H235ZM144 214H145V212H144ZM143 214V215H144ZM147 214V216L149 217V218H151L150 216H152V213H150L151 215H148V213H146ZM154 214V213H153ZM227 214V215H228ZM238 214V212L236 213V216H238L237 215ZM241 214V213H240ZM219 215H220V213H219ZM226 215V216H227ZM155 216V215H154ZM223 216H225L224 214H223ZM223 216H218V217H223ZM235 216V215H234ZM235 216V217H236ZM217 217V216H216ZM233 217V216H232ZM136 218H138V217H136ZM135 218V219H136ZM220 218V219H221ZM4 219H6V218H4ZM132 219V218H131ZM223 219H226L225 217L223 218ZM223 219L221 220V221H223ZM134 220V219H133ZM138 219H136V221H137ZM218 221V220H217ZM220 221V222H221ZM220 222H218L217 224H219ZM224 222V221H223ZM222 222V223H223ZM8 223V222H7ZM133 223H136V222H133ZM6 224V223H5ZM135 225V224H134ZM8 226V225H7ZM12 229L10 228V226L9 227H7V230H6V232L10 235L11 234V231ZM138 231L137 232H139V229H137ZM4 232V231H3ZM107 232V231H106ZM143 232V231H142ZM141 232V227H140V232L139 233H142ZM105 235L107 234V233H104ZM104 234H102V236L104 235ZM6 236L5 238H4V240H3V244H2V247H0V251H1V258H0V264H25L24 263V261H25V256H24V254L23 253H21L20 251V245L17 243V241H16V239L14 238V236L12 235H10V236ZM107 236H108V234H107ZM135 236V235H134ZM140 236H141V234H140ZM139 236V237H140ZM107 239V238H106ZM1 240V241H2ZM103 242H105V236H104V241ZM146 244V243H145ZM149 244V243H148ZM147 244V246H149ZM100 247H101V245H99ZM102 251H104V250H102ZM104 252H106V251H104ZM104 252H102V256L104 255ZM147 253V252H146ZM148 254V253H147ZM147 254H145V256H147ZM144 255V254H143ZM139 259L141 258V257H138ZM144 260H145V258L144 257H142ZM148 258V257H147ZM139 259H137V261H135V262H137V264H140V262H141V260H143V259H141V260H139ZM143 260V261H144ZM138 261H140V262H138ZM142 261V262H143ZM141 262V263H142ZM147 262V260L146 261H144L143 263H146ZM97 264H99V263H97ZM136 264V263H135Z\"/></svg>",
	"mask_w": 264,
	"mask_h": 264
}]
</instances>
